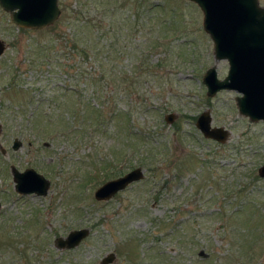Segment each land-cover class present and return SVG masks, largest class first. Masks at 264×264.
I'll use <instances>...</instances> for the list:
<instances>
[{"label": "rangeland", "instance_id": "obj_1", "mask_svg": "<svg viewBox=\"0 0 264 264\" xmlns=\"http://www.w3.org/2000/svg\"><path fill=\"white\" fill-rule=\"evenodd\" d=\"M57 5L56 19L38 29L14 24L0 7V264H100L109 251L114 258L105 264H193L204 258L201 264H227L223 255L239 239L236 230L246 226L250 205L261 204L264 212V177L257 174L264 120L239 113L233 89L206 94L204 70L214 65L222 78L228 65L213 55L201 10L191 0ZM88 19L97 29L91 35L80 29L78 36L92 48L85 55L83 42L74 40V23ZM100 73L106 87L85 79ZM120 77L128 86L115 84ZM91 89L110 95L104 105L124 111L128 120L118 117L99 130L81 128L65 137L63 123L53 128L57 117L79 128L80 113L73 116L70 108L89 109L79 102ZM203 110L212 126L227 130L222 142L195 126ZM168 112L174 113L171 122L164 119ZM120 121L139 135L116 131ZM13 138L20 141L16 148ZM120 153L129 161L105 174L106 161ZM11 165L41 173L48 179L46 193H18ZM134 166L142 169L141 179L106 200L93 197L99 184ZM245 202L249 209L230 213ZM254 220L261 241L250 264H264V220ZM79 227L88 233L76 245H54L56 236Z\"/></svg>", "mask_w": 264, "mask_h": 264}, {"label": "water", "instance_id": "obj_2", "mask_svg": "<svg viewBox=\"0 0 264 264\" xmlns=\"http://www.w3.org/2000/svg\"><path fill=\"white\" fill-rule=\"evenodd\" d=\"M201 10V25L213 44V55L216 59L227 60V70L222 78L216 75L214 65L207 67L201 77L206 94L211 95L220 89H233L240 93L235 102L238 112L249 119L264 120V7L257 0H191ZM0 7L7 11L10 20L27 28H42L51 24L58 16L60 9L57 0H0ZM5 43L0 39V54ZM174 113L164 115L171 122ZM195 126L205 137L219 142L228 135L226 129L210 124L208 110L201 111L195 118ZM20 144L13 138L11 147ZM14 189L21 194H45L48 179L33 167L22 170L10 166ZM257 174L264 177V161L257 167ZM142 178V169L134 166L113 178L99 184L93 191L95 199H108L128 183ZM88 233L87 227L73 228L62 236L54 238L57 247H73ZM114 253L104 254L100 264L109 263Z\"/></svg>", "mask_w": 264, "mask_h": 264}, {"label": "trees", "instance_id": "obj_3", "mask_svg": "<svg viewBox=\"0 0 264 264\" xmlns=\"http://www.w3.org/2000/svg\"><path fill=\"white\" fill-rule=\"evenodd\" d=\"M90 22L91 21L88 19V20H80V21L76 20L74 23V35H75L74 40H76L77 43H78V41H79V43H81V41L83 42V46L80 47L81 48L80 50L85 55H87V50L92 49V48L90 46V43H88V44L84 43V40L82 39L83 36H78V34L81 33V31H82L80 29H83V30L90 32L89 35H91L93 32V29H97V28H96V26L94 28L93 24H91ZM108 31H109L108 27L106 29H104V32H108ZM95 32H97V31H95ZM103 34H107V33H103ZM109 47H111V44H109ZM145 72H149L148 69H146ZM142 73H144V72L141 71V74ZM138 74H139V72L135 73L134 76H136ZM85 79H88L89 82L95 83V84L102 83L103 86H105V87L107 84H109V81L106 78H104V75L101 73L99 74V76H97V78H95V76L92 77V75H90L89 77L88 76L85 77ZM114 81H115V84H119V85L124 84L126 82H127V86L129 84L126 77H120L119 79L114 80ZM130 84H132V82H130ZM127 86H125V87H127ZM90 98H95V100H96L95 105L90 103ZM110 98H111V96L108 94L107 95L106 94L105 95L100 94L98 89H91V91L89 93H86L83 95V98H82L83 101L79 102L80 106H82V105H84L85 107L90 106L89 109H80L78 111H75L76 108H74V107L70 108V109H74L73 116H76L77 113H80L79 116H80L81 126H79V128H78V126L76 127L75 123L73 124L71 122V120L68 121L65 116H61V117H57L56 126H53V128L54 127L57 128L63 123V125H61L62 127H60V128H62V129L65 128L66 129L65 137H70L71 135H75L76 133H79L76 131L80 130L81 128L85 133H86V130H87V132H90V133L93 132V130H95V131L99 130L101 124L104 125V122L107 123L108 120H111V119L114 120L115 118H118V117H119V120L121 118L122 120L127 121L128 119H126V115H125L124 111L108 110L109 108L104 105V102H108ZM60 104H62V102H60ZM107 113H108V115H107ZM54 121L47 122V123H53ZM124 121L123 122L120 121L119 123H116L114 126V129L116 131H121L124 134H126L124 132V130L125 131L127 130V133H128L127 135H129V136L139 135L135 131L132 132L130 130V127L126 128ZM129 158H130V155L125 156V154L120 153L119 156H114V157H112V159H108L105 163L106 166L103 167V169L107 170V171L104 170L105 171L104 173L108 174V171H109V174H113L114 173L113 168L116 167L117 162H119L123 159H124V162L125 161L128 162ZM139 160H140L139 163H141L142 159H139ZM247 209H249V208L247 207V203L245 202V203L240 204L238 207L233 208L230 213L234 214V215H238ZM262 209H263V207L261 204L257 203L254 205L253 204L250 205L249 215L245 219L246 226L245 227L238 226L239 230H236L237 234H239V237H238L239 239L238 240L236 239L235 242L229 243L230 247L233 248L232 249L233 251L232 250L228 251L225 255H223V258L227 259L229 261L227 264H241V263L250 264L253 259L258 257L257 253L255 252V248L259 244V242L261 241V238H260L261 235H260L259 230L255 229L254 218L264 220V212L263 213L261 212V211H263ZM219 211L220 210L213 211L211 213H218ZM249 224L252 226L251 228L247 227V225H249ZM262 244H263L262 249L264 250V241H262ZM235 251H237V252H235ZM150 258L153 259V256H151ZM204 259H193L192 263L193 264L205 263L203 261ZM240 260L242 262H240ZM170 264H174V263L171 262ZM212 264H222V263H221V261H218V262L214 261V263H212Z\"/></svg>", "mask_w": 264, "mask_h": 264}, {"label": "flooded vegetation", "instance_id": "obj_4", "mask_svg": "<svg viewBox=\"0 0 264 264\" xmlns=\"http://www.w3.org/2000/svg\"><path fill=\"white\" fill-rule=\"evenodd\" d=\"M257 3H258V0H257ZM260 6H262V5H260ZM262 7H264V6H262ZM227 61V60H226ZM236 91V90H235ZM238 95H240V93L238 94ZM236 97V96H235ZM236 103V102H235ZM236 107H237V105H236ZM238 110V109H237Z\"/></svg>", "mask_w": 264, "mask_h": 264}]
</instances>
